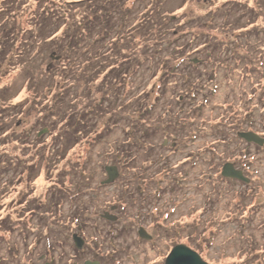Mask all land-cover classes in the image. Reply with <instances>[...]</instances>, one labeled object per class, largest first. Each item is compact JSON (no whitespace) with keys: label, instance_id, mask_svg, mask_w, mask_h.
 Listing matches in <instances>:
<instances>
[{"label":"rangeland","instance_id":"obj_1","mask_svg":"<svg viewBox=\"0 0 264 264\" xmlns=\"http://www.w3.org/2000/svg\"><path fill=\"white\" fill-rule=\"evenodd\" d=\"M71 2L0 0V157L12 164L0 205L14 218L10 241L0 228V264H165L175 243L208 264H264V150L236 134H264V0ZM244 46L256 65L245 77L231 57ZM54 93L63 101L51 108ZM87 133L97 139L85 153ZM227 162L250 183L220 182ZM107 167L119 171L113 184ZM58 179L75 198L59 209L43 203ZM142 220L162 226L152 244L138 241Z\"/></svg>","mask_w":264,"mask_h":264},{"label":"trees","instance_id":"obj_2","mask_svg":"<svg viewBox=\"0 0 264 264\" xmlns=\"http://www.w3.org/2000/svg\"><path fill=\"white\" fill-rule=\"evenodd\" d=\"M133 2H136L137 0H132ZM80 2H82V1H80ZM130 2H131V0H130ZM74 3H76L75 2V0H72V2L70 3V4H74ZM110 4V3H109ZM132 5V4H131ZM42 13L39 15V17H41V20H50V13L49 12H47V11H45V10H43V11H41ZM37 16V15H36ZM96 17L94 18L93 16H91V17H89V18H92L91 20H94V21H96L94 24H93V26H96V23H99L100 21H98L99 19L98 18H100L97 14L95 15ZM64 19V16L63 15H60L59 17H57L56 19H54V20H51V21H53V24L51 23L50 24V27H52V26H57V23L60 21V20H63ZM102 19H105L104 18V16H103V18ZM39 21V20H38ZM107 23V22H106ZM61 24H63V23H61ZM43 24L42 23H40V26H42ZM70 27V26H69ZM84 29H83V31H84V35H89L90 33V31H91V27H90V25L89 24H84L83 26H82ZM54 34H56V33H51L50 35H54ZM63 34H65V33H63ZM22 38H23V36H22ZM77 40V39H76ZM70 42V44H69V46H71V48H70V53H72V52H74V54H77V50L78 49H80L81 48V41H79V40H77V41H74L73 40V36L71 37V39L69 40ZM91 43H93V42H96V40H91L90 41ZM77 43H79V44H77ZM80 45V46H79ZM79 47V48H78ZM183 51H184V49H182ZM3 50H1V56L3 55ZM117 67H119V69H121V65H117ZM116 67V68H117ZM115 68V69H116ZM174 72H176V70L174 71ZM112 74L113 73H115V72H111ZM173 73H170V74H168L167 76H171ZM124 76V75H123ZM116 77H118V76H116ZM48 86H49V84H48ZM119 86V85H118ZM117 86V87H118ZM121 86V85H120ZM48 88H50V89H53L54 87H53V85H50ZM54 101H53V104L51 105V108L56 104V102L58 103V101L59 102H61V100L63 101V96H61L60 95V97H58L59 95H58V93H54ZM59 98V99H58ZM110 120H111V118H110ZM75 120H74V116L73 117H69L68 118V120H66V124H69L70 122H74ZM114 122V121H113ZM112 122V123H113ZM80 123V122H79ZM79 123H78V125H79ZM111 123V125L109 126V122H107L105 125H104V127H103V129H106V128H108V129H106V131L107 132H109V130L110 129H113V127L115 126V123L114 124H112ZM77 125V126H78ZM111 127V128H110ZM153 130H156L157 131V129H153ZM150 132H151V130H150ZM81 133V132H80ZM145 133H149V132H145ZM99 137V136H98ZM2 138H5V137H2ZM165 138H168V137H165ZM84 139H86L87 141H86V143L87 144H85V149H84V152L86 153L87 151H88V149L90 148V146L92 145V143L94 142H96V139L97 138H95V140L93 141V139H94V137H90V136H88V133H87V136H85L84 135ZM90 140V141H89ZM92 141V142H91ZM84 159H85V155H84ZM4 161V160H3ZM2 160H1V157H0V180H1V176H2V174H4L6 171H10L9 170V168L11 167V165L12 164H10L9 162H3ZM79 161V160H78ZM80 163V162H79ZM79 163H78V166H79ZM35 166H36V164H31V165H29L28 167H27V169H29V168H31V169H35ZM77 163H75V164H73V166L72 167H75L76 169H77ZM12 168V167H11ZM12 170V169H11ZM61 179V178H60ZM59 181V179L56 181V184H55V186L54 187H52V188H50V189H52V191L50 192L51 194H50V196H52L53 198H52V200H51V202L54 200V202L53 203H51L50 202V200H48L47 199V196L48 195H46L45 196V198H44V200H43V203L45 204V205H47V203L49 204H52L53 206H56L57 205V208L59 209V208H61V205H63V203H64V201L65 200H68V201H70V200H72L73 201V198H74V195H72L71 194V192L70 191H68V190H65L64 189V187H63V182H58ZM218 194H220L221 195V192H220V190H218ZM217 195V194H216ZM75 199V198H74ZM7 204H2V205H0V212H2L3 211V213L5 212L6 213V211L7 210H2V209H4V208H2V206H6ZM52 205H51V207H52ZM9 206V204L7 205V207ZM28 206V205H27ZM42 206V205H41ZM235 208V207H234ZM25 210V208H22L21 209V211L20 212H23L24 210ZM52 209H54L53 207H52ZM55 211V210H54ZM53 211V212H54ZM60 211H61V209H60ZM9 212L10 211H8L7 212V214L5 215V213L4 214H2V215H4L3 216V218H4V220H2V223H4V221L6 220V225H0V228L1 229H3L4 231H3V233H5L4 234V236L7 238V240H9L10 241V239H11V236H12V230L14 229V227L13 226H11L12 224H13V222H14V218H12V214H9ZM32 212L34 213V215L35 214H37V212H38V209H35V210H32ZM80 216H78V218H79ZM81 218V217H80ZM15 219L17 220V222H19V224H22V222L23 221H18V219H21V215L18 213V214H16V216H15ZM58 219V218H57ZM25 221V220H24ZM25 222H27V221H25ZM78 222L79 221H76V224H78ZM19 224H17V226L16 227H19V226H21V225H19ZM78 226V225H77ZM13 227V228H12ZM195 229H193V231H194ZM253 244V240H252V243H251V241H250V245H252ZM14 252H15V250H14V248L12 247L11 248ZM51 252H53V253H55V249H51ZM50 256V255H49ZM51 257V256H50ZM253 257V256H252ZM252 257H251V259H252ZM12 258H13V256H12ZM51 263L52 264H54V259L51 257ZM75 264H79V262H74ZM74 263H72V264H74Z\"/></svg>","mask_w":264,"mask_h":264},{"label":"flooded vegetation","instance_id":"obj_3","mask_svg":"<svg viewBox=\"0 0 264 264\" xmlns=\"http://www.w3.org/2000/svg\"><path fill=\"white\" fill-rule=\"evenodd\" d=\"M245 47V52H246V57L245 58H242V55H241V53H234L233 55H231V57H232V59L236 62V63H234L235 64V67L237 68V69H242V73H243V76L245 77V76H249V75H254L255 73H256V65H255V63H254V60L249 56V54L251 53V47L250 46H244ZM207 57H208V59H213L215 56H213L212 55V53H210V52H207ZM245 56V55H244ZM206 65H207V61H206V63H205ZM222 68H232V66H229L228 64H224V65H222ZM216 69H214V71H215ZM259 71H261V70H259ZM262 73H264V71H261ZM244 132H253V133H255V134H257V135H259L261 138H263L264 139V134L263 133H259V132H257L256 130H254V129H246V130H243ZM239 132L237 131V133L236 134H238ZM175 139H172V141H169V140H167V139H165V142H163V144L164 145H166V147L168 146L169 148H170V150H169V153H171V154H173V155H175V154H178V153H181V152H178V151H180L179 150V148H180V144L178 143V142H175L174 141ZM242 141H245V140H243V139H241ZM246 142V141H245ZM246 144L247 145H250V146H254L255 148H257V149H259V150H264V145L263 146H259V145H257V144H255V143H247L246 142ZM190 154H192V152H189V153H187L186 155V157H189V155ZM195 156L197 157V158H200L199 160L200 161H205V156H200V155H198V154H195ZM186 159V158H185ZM227 163H229V162H227ZM232 164V163H231ZM235 168L238 170V167L237 166H235ZM222 171H223V169L221 170V174H220V182H224L225 184H226V186H235L236 184H238L240 181L239 180H235V179H230V178H225V177H223V175H222ZM180 178V181L178 180ZM179 178H177V177H173L172 179H173V183H174V181L175 182H177L178 184L179 183H181V182H183V177H179ZM206 180H208L209 182H214L213 181V178L212 177H208V179L207 178H203V181L206 183V182H208V181H206ZM218 180V179H217ZM136 193H137V195H138V198L140 197L141 199H143V198H145V196L146 197H148L149 195V193L148 192H146V186L145 185H143V184H139L138 186H137V188H136ZM156 194H158V192L156 193ZM140 200V199H139ZM125 207H127L128 208V205H127V203H125V206L123 207V209L125 208ZM116 208H118V206L116 207ZM127 208H125V209H127ZM124 209V210H125ZM116 212V211H115ZM113 224H115V222H113ZM137 225V229H136V233H137V236H138V241H140L141 243H144V242H146V243H153V242H155L156 241V239H157V237H159V234H160V232H158V235H155L156 233H152V228H156L157 230H162V226L159 224V223H156V224H153V227H151L150 228V226H149V223L148 222H145V221H139V223L138 224H136ZM141 229H143V230H145L146 232H147V234L151 237V239H143V238H141L140 236H139V231L141 230ZM184 231H186V230H184ZM162 232V231H161ZM165 232V234H168V232L169 231H164ZM170 233V232H169ZM167 236V235H166ZM82 238V237H81ZM169 238V237H168ZM84 241H85V239L84 238H82ZM85 243H86V241H85ZM177 244L175 243L173 246H172V248H174L175 246H176ZM88 261V260H87ZM94 261H96V260H94ZM47 263V262H46ZM45 264V263H44Z\"/></svg>","mask_w":264,"mask_h":264},{"label":"water","instance_id":"obj_4","mask_svg":"<svg viewBox=\"0 0 264 264\" xmlns=\"http://www.w3.org/2000/svg\"><path fill=\"white\" fill-rule=\"evenodd\" d=\"M52 58L54 59V57ZM191 61L195 64H198L199 62L198 60L195 59ZM43 132H46V130L42 131L40 134H43ZM238 136L248 143H255L259 146L264 145V139L253 132H240L238 133ZM106 171L108 173V179L105 183L113 184L115 180L119 177V171L117 167H107ZM222 175L225 178L239 180L246 184L250 183L251 181L248 177L244 175V173L241 170H237L235 166L231 163L225 164V166L223 167ZM104 217H106L110 221H114L117 218L109 214ZM139 236L143 239H151V237L143 229L139 231ZM73 239L76 244V247L78 249H82L85 244V241L81 237H78L77 235H74ZM45 264H50V263H45ZM85 264H101V263L98 261H86ZM165 264H208V263L203 261L201 256L191 248L184 245H177L172 249V251L168 255Z\"/></svg>","mask_w":264,"mask_h":264}]
</instances>
